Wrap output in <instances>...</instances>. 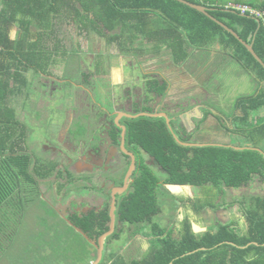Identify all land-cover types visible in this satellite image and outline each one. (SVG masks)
<instances>
[{"label":"trees","instance_id":"1","mask_svg":"<svg viewBox=\"0 0 264 264\" xmlns=\"http://www.w3.org/2000/svg\"><path fill=\"white\" fill-rule=\"evenodd\" d=\"M185 1L208 8L212 17L253 45L264 62V19L227 8L241 4L264 12V0ZM67 22L114 41L122 52L137 43L166 49L177 64L190 57V49L208 53L219 45L222 55L239 63L257 85L253 94L239 97L234 105L241 112L234 125L257 150L184 147L164 119L130 122L128 142L141 156L146 153L153 158L166 175L161 180L142 158L129 194L118 204L117 216L132 228L129 241L141 236L151 248L141 259L127 258L121 247L107 248L100 264H264V195L239 202L248 224L245 231L232 221L198 232L191 215V220L188 216L181 222L175 236L173 222L163 225L158 221L163 186L198 190L200 197L178 199L179 204L190 203L194 213L201 215L207 208H228L217 202L229 189L248 185L255 176L264 178V117L256 116L264 112V67L233 34L178 0H0V260L9 244L1 239L9 224L24 218L26 208L40 198L36 177L47 179L56 170L55 163L31 153L30 129L20 118L17 103L27 98L38 76L50 74V68L66 55L61 53L59 32ZM65 225L93 249L94 255L86 263L91 264L97 250ZM106 231L108 228H102L95 234L99 237ZM121 236L116 232L107 242L111 246Z\"/></svg>","mask_w":264,"mask_h":264},{"label":"flooded vegetation","instance_id":"2","mask_svg":"<svg viewBox=\"0 0 264 264\" xmlns=\"http://www.w3.org/2000/svg\"><path fill=\"white\" fill-rule=\"evenodd\" d=\"M77 28L80 31L78 26ZM80 32L88 37L89 47L92 43L100 47L95 50L92 46L89 51L92 58L91 76L82 71L80 80L83 83L76 84L66 91V98L58 107L61 111L59 118L55 115L51 117L47 109L44 111L38 109L34 120L23 118V121L28 120L29 123L44 122L45 125L47 123L55 133L43 142L44 157H38L42 161L55 163L56 170L47 179L40 180L36 177L39 187L41 184L47 185L46 194L52 201L46 198L41 187L40 197L64 223L76 232L81 230L86 237L81 233L80 235L96 250L100 237L111 230L112 207L115 202V230L112 235L120 232L122 236L111 246L107 240L112 235L106 238L103 257L107 248L112 250L119 247L123 248L122 253L126 257H134L133 248L132 252L129 248L134 243L140 244L137 242L139 236L132 238L136 240L133 244L127 242L123 245L124 238L129 239L132 229L128 224L118 220V204L129 194L142 158L161 180H164L166 172L146 153L142 154L143 157L138 154L128 142L130 122L141 118L164 119L176 141L184 147L210 146L236 150L257 148L253 147L248 137L234 125V118L241 116L240 111L234 110L233 107L227 117L208 104L211 101L218 104L214 98L216 96L212 93L214 92L210 78L212 75L208 73L210 64L217 68L222 65V62H219L224 55L221 50L215 51L217 56L211 51L212 54L207 59V53L190 49V57L185 62L177 64L166 49H153L147 45L140 47L137 43L134 46L129 44L127 50L122 52L114 41L92 30ZM60 40L61 53H66L60 57V62L67 56L80 57L78 47L68 50L64 41ZM103 45L106 46V50H101ZM100 56L103 60H100ZM51 68L50 74L42 75L51 78ZM58 80L61 83L60 79L56 81ZM48 86L47 82L46 87ZM77 88L86 95L84 100L87 104L86 111L80 112L79 115L65 109L68 103L77 99V92L73 91ZM216 91L218 90L215 89ZM96 93L102 96L101 103L95 98ZM55 99L50 97L47 100V108ZM34 101L36 106L39 105L36 100ZM211 119L217 120L219 129L215 130L223 139L221 137L205 139L204 135L214 129L211 127ZM133 164L135 169L129 178ZM258 179L264 181V178L255 176L250 184L236 191L248 188ZM184 188L191 187L170 185L162 187L170 192ZM231 190L235 189L228 191ZM238 207L243 209L239 203ZM209 209L211 208L205 209L202 214ZM106 216L109 217V221H106ZM192 218L197 219L193 214ZM84 227L88 228L87 232L84 231ZM203 227L211 228L210 225ZM102 228H108V231L98 237L95 233ZM148 252L144 250L142 257Z\"/></svg>","mask_w":264,"mask_h":264},{"label":"rangeland","instance_id":"3","mask_svg":"<svg viewBox=\"0 0 264 264\" xmlns=\"http://www.w3.org/2000/svg\"><path fill=\"white\" fill-rule=\"evenodd\" d=\"M15 34L16 32L14 31L13 35L15 36ZM59 38L64 41L65 47L68 50L72 47H78L80 57L67 56L62 62H58L55 67L51 68V78L40 75L35 80L33 79L34 81L30 86L29 95H27V98H25L26 96L23 97L17 103V111L19 116H21V119L26 117L29 121L34 120L33 117L35 116L36 118L38 109L41 111L47 109L48 114H50L51 117L55 115L59 118L61 111L58 107L60 106V102L63 104V101L66 98V91L76 84L83 83L80 80L82 71L86 75L91 76L92 58L90 55L91 52L89 53V51L90 48L92 49V46L95 50H98L100 48L99 45L92 43V46L89 47L86 34L81 33L78 30L77 25L70 22L61 25ZM105 48L106 46L104 47L103 45L101 50H106ZM219 49V46H215L212 51L215 52ZM215 55L217 56L218 54L215 52ZM99 58L100 60H103V57L100 56ZM219 62H222V65H219L218 69L212 72V77H210L213 82L211 86L214 92L212 93L217 97L214 98L217 100L216 102H218V104H215V102L212 101V103L210 102L208 104L222 115L228 117L239 97L248 96L254 93V90H256V83L245 69L232 59L223 55L222 60ZM209 74L210 72L208 75ZM31 78L33 77H30V79ZM57 79H60L61 83L59 80L57 82ZM47 82L49 83L48 87H46ZM215 89L218 91L215 92ZM73 91L77 92L78 97L76 100L74 99L73 102L68 103L65 109L66 111H71L79 115L80 112L84 110L86 111L87 104L84 100L86 95L78 88ZM96 94L95 98L101 103L102 96L99 93ZM50 97L56 99L54 102H50L51 105L47 108V100ZM34 100H36V103L39 105L36 106ZM198 109L199 108H197V110ZM28 120L23 122H25L30 129L29 148L33 155L43 158L45 155L42 151L43 142L55 133L53 130L51 131V126H48L47 123L46 125L44 122L40 124L35 122L29 123ZM211 121V127L213 126L214 129L204 135L206 136L205 139L210 140L220 137L223 139L220 133H217L215 130L219 129L217 120L211 119ZM76 130L78 132V129ZM40 187L41 191L46 194L47 185L41 184ZM161 193L160 203L162 211L158 221L163 225L173 222L176 231L175 236H178V231L181 228L180 222L185 220L188 216L191 219L192 214L198 219L192 218V222L196 224L198 232H204L205 229H200V227L202 228L205 225L214 226L219 223H230L231 221H236L242 230L245 231L248 224L244 215V210L241 207H238V203L245 199H249L252 196L264 195V181L258 179L254 181L251 186L242 191H228L225 198L218 200L219 202H217V204L229 205V208H222L221 211L219 209V212H214L209 209L208 212H204L206 213L205 216L203 215L204 213L202 215H196L192 210L190 203L185 202L179 204L181 201L179 200L180 198L189 200L191 197H200L201 194L198 190L184 188L170 192L166 189H162ZM171 194H174L177 199ZM46 198H48L47 194ZM37 200L38 202L36 201L35 203L30 204L26 208L24 211V218L19 219L15 224H9L6 235L4 234L1 238L4 244H9L5 248L6 252L0 260V264H55L56 262H58V264H86L87 261L91 259V255H94L93 249L86 245L81 237L73 233V231L65 225L63 220L56 215V212L46 205L42 197H38ZM232 203L234 204L232 205ZM178 204L179 206L175 208ZM209 212H213L214 214H209ZM211 229H213V227H211ZM10 236H13L11 240L8 238ZM138 239L139 241L137 242L138 244L140 243L139 245L134 243V241H136L134 239L131 240L130 238V241L128 237L124 239L126 243H134L129 248L130 252H132L131 248H133L134 257L127 258L141 259L143 251L145 250L148 252L150 249V244L144 242L146 240L141 236H139ZM38 249L39 251H37Z\"/></svg>","mask_w":264,"mask_h":264},{"label":"water","instance_id":"4","mask_svg":"<svg viewBox=\"0 0 264 264\" xmlns=\"http://www.w3.org/2000/svg\"><path fill=\"white\" fill-rule=\"evenodd\" d=\"M178 1H180L181 3H183L185 5L190 6L193 9L198 10L199 12H201L203 14H205L206 16H208L211 19H213L214 21H216L225 30H227L228 32H230L231 34H233L250 51V53L255 57V59L259 63H261V65L264 67V62L256 54V52L254 51L253 45H250V44L246 43L244 40H242L240 38V36L236 32H234L232 29L228 28L225 24L217 21L214 17H212L210 15V13H209V9L208 8H206L204 6H201V5H195V4L189 3V2H187L185 0H178ZM134 169H135V164H133V166H132V168H131V170L129 172V175H128L129 178L132 175V172L134 171ZM129 178H128V180H129ZM114 230H115V202H114L113 207H112V224H111V230L108 233L104 234L102 237H100V239H99V245L96 246L97 247V258H96V260H94L93 262H91V264H100L102 262V260H103V253H104V243H105V240H106V238H108L110 235L113 234ZM77 231L79 233H81L82 235H84V233L81 230H77Z\"/></svg>","mask_w":264,"mask_h":264},{"label":"built area","instance_id":"5","mask_svg":"<svg viewBox=\"0 0 264 264\" xmlns=\"http://www.w3.org/2000/svg\"><path fill=\"white\" fill-rule=\"evenodd\" d=\"M227 8L231 11L240 13L241 15H249L255 18L264 19V12L257 11L247 5L241 4H229Z\"/></svg>","mask_w":264,"mask_h":264},{"label":"crops","instance_id":"6","mask_svg":"<svg viewBox=\"0 0 264 264\" xmlns=\"http://www.w3.org/2000/svg\"><path fill=\"white\" fill-rule=\"evenodd\" d=\"M149 48H153V49H157V48H155L153 45H147ZM216 46H219V45H216ZM220 47V46H219ZM214 49V48H213ZM209 50V52L207 53V54H212V49H208ZM219 50H221V48L219 49ZM197 52H199V51H197ZM201 53H203V52H201ZM200 60V59H199ZM207 60V59H206ZM222 64V63H221ZM224 64V63H223ZM227 64V63H226ZM226 64H225V66H226ZM211 66H210V75H212V72H214L215 70H217L218 68L214 65V66H212V64H210ZM256 88H257V85H256ZM255 91V90H254ZM263 115H264V112L263 113H261L259 116L260 117H263ZM213 211V210H212ZM215 212V211H214ZM214 214L213 212H209V214ZM196 224H194L193 226H194V228L195 229H197L196 228V226H195ZM214 226H216V225H214ZM213 225L211 226V227H214ZM200 229H207V228H204V227H200ZM145 243L146 242H148V241H144ZM149 243V242H148Z\"/></svg>","mask_w":264,"mask_h":264}]
</instances>
